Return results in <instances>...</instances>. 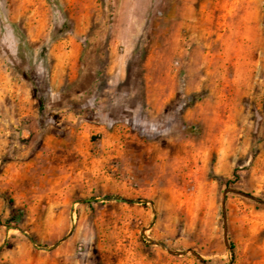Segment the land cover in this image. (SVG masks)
<instances>
[{
  "label": "rangeland",
  "instance_id": "rangeland-1",
  "mask_svg": "<svg viewBox=\"0 0 264 264\" xmlns=\"http://www.w3.org/2000/svg\"><path fill=\"white\" fill-rule=\"evenodd\" d=\"M228 190L264 202V0H0V264H264Z\"/></svg>",
  "mask_w": 264,
  "mask_h": 264
},
{
  "label": "water",
  "instance_id": "water-1",
  "mask_svg": "<svg viewBox=\"0 0 264 264\" xmlns=\"http://www.w3.org/2000/svg\"><path fill=\"white\" fill-rule=\"evenodd\" d=\"M227 193H235V194H238V195L244 196V197H246V198L252 199V200H254V201H256V202H259V203L264 204L263 201H260L259 199L254 198V197H252V196H250V195H247V194H244V193L238 192V191H236V190H228V191L225 193V196H224V203H223L224 214H225V197H226ZM108 199L111 200V201H116V202H118V203H136V202H138V201H129V200H126V199H123V198H120V197H117V198H115V197H109ZM10 229H11V228L9 227L8 230H10ZM225 237H227V230H225Z\"/></svg>",
  "mask_w": 264,
  "mask_h": 264
},
{
  "label": "trees",
  "instance_id": "trees-1",
  "mask_svg": "<svg viewBox=\"0 0 264 264\" xmlns=\"http://www.w3.org/2000/svg\"><path fill=\"white\" fill-rule=\"evenodd\" d=\"M232 249H235V247L232 246Z\"/></svg>",
  "mask_w": 264,
  "mask_h": 264
}]
</instances>
